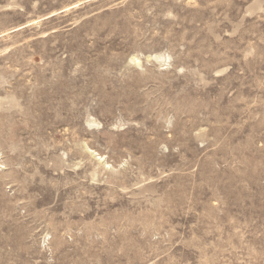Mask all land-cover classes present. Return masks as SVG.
<instances>
[{"label": "rangeland", "instance_id": "obj_1", "mask_svg": "<svg viewBox=\"0 0 264 264\" xmlns=\"http://www.w3.org/2000/svg\"><path fill=\"white\" fill-rule=\"evenodd\" d=\"M0 264H264V0H0Z\"/></svg>", "mask_w": 264, "mask_h": 264}, {"label": "bare ground", "instance_id": "obj_2", "mask_svg": "<svg viewBox=\"0 0 264 264\" xmlns=\"http://www.w3.org/2000/svg\"><path fill=\"white\" fill-rule=\"evenodd\" d=\"M90 1H91V0H90ZM75 5H76V4H75ZM75 5H74V6H75ZM27 26H28V24H27ZM19 29H21V28H18V27H17V28H15L13 31H16V30H19ZM1 36H3V35L1 34ZM133 60H135V59H133ZM135 61H136V60H135Z\"/></svg>", "mask_w": 264, "mask_h": 264}]
</instances>
